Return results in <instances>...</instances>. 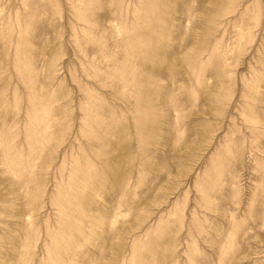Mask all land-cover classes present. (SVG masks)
I'll use <instances>...</instances> for the list:
<instances>
[{"label":"rangeland","instance_id":"1","mask_svg":"<svg viewBox=\"0 0 264 264\" xmlns=\"http://www.w3.org/2000/svg\"><path fill=\"white\" fill-rule=\"evenodd\" d=\"M0 264H264V0H0Z\"/></svg>","mask_w":264,"mask_h":264}]
</instances>
